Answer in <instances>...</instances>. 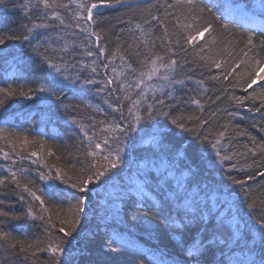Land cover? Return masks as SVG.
<instances>
[{
	"label": "snow or ice",
	"instance_id": "snow-or-ice-1",
	"mask_svg": "<svg viewBox=\"0 0 264 264\" xmlns=\"http://www.w3.org/2000/svg\"><path fill=\"white\" fill-rule=\"evenodd\" d=\"M256 7L0 0V61L17 69L0 109L23 98L41 126H0V264H80L89 245L119 264L138 232L171 251L129 264H264V28L233 19ZM60 123L76 132L63 149L45 138Z\"/></svg>",
	"mask_w": 264,
	"mask_h": 264
},
{
	"label": "trees",
	"instance_id": "trees-1",
	"mask_svg": "<svg viewBox=\"0 0 264 264\" xmlns=\"http://www.w3.org/2000/svg\"><path fill=\"white\" fill-rule=\"evenodd\" d=\"M163 2V0H162ZM237 2L241 4H248V5H254L257 2H260V0H237ZM127 11V9H121L118 12H108L106 13V16L110 18V22L112 24H117L116 17L117 16H123L124 19H127V16H124V13ZM260 14V12H259ZM3 13H0V16H2ZM18 14L17 13H11L10 18L8 19L7 23L12 24L13 20L16 18ZM262 15V14H260ZM264 18V15H262ZM25 23L27 21H24ZM107 27V22L104 25ZM122 26V25H120ZM241 31H244L240 29ZM17 69L11 65V62L9 64H4L2 61H0V86H5V78L11 77L16 73ZM31 78V77H30ZM9 83L13 82L11 80H8ZM16 83H24L23 80L16 81ZM229 91H234L236 95H243L240 89H230ZM71 95V93H69ZM94 103H99L98 100L93 101ZM226 106V105H225ZM244 114V119L240 121V125L242 128H249L250 131H253V134H256V130L251 129L249 126L253 124L254 122H257L259 117L258 114L255 113H247L244 110H241ZM31 116L32 123H28V119ZM10 121L9 127L15 126L18 129L24 130L28 129L31 130L33 128H40L41 126L38 123L39 117L36 115V108L33 106L32 102L24 100L23 98H13L8 101L6 104V110L0 109V126H4L5 121ZM220 122H224L223 119L220 120ZM30 134H35L30 131ZM53 135H57L58 138L55 141L62 149L67 145L71 146L75 143V137L76 132L74 131L73 127L69 124L60 123L55 126H49V128L46 130L45 138L50 139ZM245 139L240 138V143H244ZM179 147V145H177ZM189 156L191 157V151L189 149ZM2 163V162H0ZM27 163V162H26ZM193 165L195 166L197 164V161L195 159L192 160ZM35 168V166H32ZM206 176V174H205ZM205 176H202L201 178H205ZM209 182L211 181V177H207ZM37 183L39 186H43L44 182L39 181L37 178ZM8 196L11 197L12 194L8 193ZM0 198H4V196L0 195ZM105 199V194L101 193L99 200L101 205H103V201ZM101 214H103V208H101ZM138 240L139 243L133 242L131 248L128 252L123 253L121 256L115 258L118 260L119 264H129V262L138 254H143L151 257V253L156 251V248H165L167 246V250L171 251V242L164 236L160 235L152 236L151 238L148 237L146 234L142 232H138L134 237ZM83 244V242H81ZM90 255H85L80 258V264H86L87 261H93L98 264L100 261H104L107 259H112L111 257H108L105 253L100 252L98 245H89L88 249ZM19 264V261L17 262ZM144 264H148V259H145Z\"/></svg>",
	"mask_w": 264,
	"mask_h": 264
},
{
	"label": "rangeland",
	"instance_id": "rangeland-1",
	"mask_svg": "<svg viewBox=\"0 0 264 264\" xmlns=\"http://www.w3.org/2000/svg\"><path fill=\"white\" fill-rule=\"evenodd\" d=\"M221 2H223V0H221ZM228 2L239 3V2H237V0H228ZM259 3L260 2H257L254 4V5H257V7L254 10H250V11L243 13V14L235 13L233 15V19L235 21V26L237 28L242 29V30L264 28V22L260 21V19L258 18V15L261 14V10L258 7ZM259 12H260V14H259ZM131 239H132V243L133 242L139 243L136 238H131Z\"/></svg>",
	"mask_w": 264,
	"mask_h": 264
}]
</instances>
